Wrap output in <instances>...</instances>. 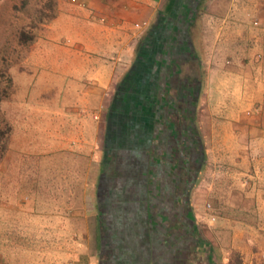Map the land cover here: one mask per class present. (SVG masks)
<instances>
[{
  "label": "crops",
  "instance_id": "0c3cea01",
  "mask_svg": "<svg viewBox=\"0 0 264 264\" xmlns=\"http://www.w3.org/2000/svg\"><path fill=\"white\" fill-rule=\"evenodd\" d=\"M160 2L86 0L70 5V27L53 34L52 50H46L53 58L49 72L76 89L79 99L49 116L58 121L54 150L67 160L61 168L44 172L38 188L32 177L24 180L21 169L11 190L12 169H6L0 201L32 207L30 215L19 218L27 222L24 228L38 224L28 250L14 240L17 234H6L13 264H100L104 234L119 242L113 247L116 261L108 264H236L230 256H247L246 261L264 254L259 180L264 175V0H213L212 51L203 58L197 88L190 83L197 75L183 69L175 75L173 68L161 66L169 63L168 49L135 84L137 96L122 101L117 88L112 95L111 80L123 72L110 63L124 59L127 48L135 47L134 58L139 55L140 25L151 20ZM183 93L186 102L165 99ZM71 120V131L65 132ZM76 152L92 155L91 164L99 170L94 193L84 192L78 203ZM33 189H42L46 199L17 195ZM206 203L213 209L207 212ZM39 206L51 209L34 216Z\"/></svg>",
  "mask_w": 264,
  "mask_h": 264
},
{
  "label": "rangeland",
  "instance_id": "374dc122",
  "mask_svg": "<svg viewBox=\"0 0 264 264\" xmlns=\"http://www.w3.org/2000/svg\"><path fill=\"white\" fill-rule=\"evenodd\" d=\"M85 2L86 0H0V177L2 178L0 194H5L4 191L7 187L6 169H12L9 173L10 183L12 184L10 190L12 187L17 188L18 185L14 181L18 180L19 175L16 173L21 169L24 180L26 181L27 176L32 177L36 180L35 188H38L39 183L44 182V172H54L67 161L66 159H60L64 152L54 150L53 133L57 132L56 124L58 121H50L49 116L68 106L74 107L79 98L77 92H75L76 89L65 86V80H56L53 74H50L49 68L53 66V58H50V54L46 50H49V48L52 50L50 46L52 45L53 34L56 35V32H58L59 36L60 33L70 27L71 22H67V11L70 10V5L72 7L73 5L81 6ZM212 4L213 0H207L205 3L204 13L199 22L198 41L194 51L190 50L184 32L177 31L182 44L175 42L171 44L176 46L177 52L176 56L174 54V58H178V61L175 60L178 64H185L186 58H199L203 70V58H210L213 42L212 35L208 30L211 26L209 18L212 17L211 14H216ZM158 6H156V9H158ZM73 14L77 15L76 9ZM157 21L155 13L146 25H140L142 28L139 37L142 36V39H144V42H142L143 47L148 42L145 35L155 27ZM176 26L178 29L181 27L180 25ZM138 47L135 50H138ZM146 47L147 45H145ZM167 49H170L169 46ZM133 50L127 48L124 51L126 52L124 53V59L120 58L118 64L110 63L111 67H116L115 70L120 68L123 72H120L117 77L114 76V80H111L112 95H115L114 91L117 88L119 90L116 94L117 98L120 97L122 101L125 98L129 100V98L137 96L138 92L134 88L135 84L139 82V79L144 81L143 79L147 74L145 71L147 72L148 68L151 70L155 62L158 66V60L153 64V59L162 58L164 54L163 51L158 50L150 58L145 54L139 56L135 51L136 56L134 58ZM50 53L52 55V52ZM217 57L214 54L212 58ZM228 57L230 56L226 55V58ZM140 59H142V62ZM163 65L166 66V63L161 64V66ZM139 67L143 68L140 72H137L136 70ZM65 112L67 111L65 110ZM24 116L25 120L27 119L26 121L23 120ZM71 118L76 122L75 117L71 116ZM74 122L71 120L69 125H64L63 130L65 132L71 131ZM11 141H15L16 147H14V150ZM92 159V155L88 154L86 156L83 152H76L73 155V167L77 174V184H75V194L78 196L75 202L77 203L81 201V195H85L84 192L94 193V178L97 180L99 173H96L99 170L91 164L90 160ZM69 161L67 166L70 165ZM14 168H17V170ZM13 173L16 175H12ZM85 177L88 185L86 186L87 190L83 191V185H86L83 180ZM24 185L28 186L25 182L22 186ZM41 190L18 191L17 195L20 197L25 192L31 199L35 195L40 201L46 199L41 195ZM17 198L12 199V202H16ZM22 205L21 203L18 207H7L5 202L0 201V264H13L5 243V236L8 231L12 237L13 234H17V237L14 236V240L16 239L17 243H25V250H28L27 243L30 242L29 237L32 236V227L38 225L37 222H31L28 223V227H23L27 222L22 221L19 216L22 214L30 215L29 210L33 208L26 207L27 205L22 207ZM208 205L210 204L206 203L204 206L207 212L213 209L211 205ZM21 207L24 208V211ZM49 209L51 208L39 206L35 209L36 214L34 216L42 215L41 213L46 214ZM43 210L45 212H42ZM7 217L10 218L11 222H5ZM199 224L203 228L207 226L205 222ZM21 232L22 236H20ZM84 250L86 249L84 248ZM86 257L84 255L82 259ZM230 257L236 264L248 263L249 261L252 264H264V254L249 256L246 261L247 256L232 255ZM81 263L87 264V260Z\"/></svg>",
  "mask_w": 264,
  "mask_h": 264
},
{
  "label": "trees",
  "instance_id": "16d2710c",
  "mask_svg": "<svg viewBox=\"0 0 264 264\" xmlns=\"http://www.w3.org/2000/svg\"><path fill=\"white\" fill-rule=\"evenodd\" d=\"M206 1L207 0H161L156 12V20L158 21L155 23V27L152 28V30L147 35H145V39H147L148 41L145 44L147 45V47L145 48V45L143 47L142 45L143 43L141 42L137 51L139 52V55L145 54L147 57L151 58V56L155 53L156 50L155 47H157L158 50L163 51V53L165 54L166 51H168L167 47L169 46L171 50L170 52L168 51L167 53L173 58H169L170 56L168 55L166 56L165 62L168 61L169 63H171L169 65L166 62L167 68L170 69L173 68L172 70L175 71L173 74L175 75L176 74L180 75L178 73L182 72L181 69H183L186 73L188 72L189 75L190 74H193L194 76L197 75V79H195L194 81L192 80L190 82L196 88L199 86V82H200L198 75L201 76V74H203L200 59L188 58L187 64H178L175 61V60L178 61V58H174V54L176 56L177 49L176 46L171 43L175 42L182 44L181 38L177 33V31H183L187 39V42H189L190 50L192 51L195 50V45L196 42L198 41L199 22L204 13ZM177 21L178 23L176 24ZM176 25H180L182 28L180 27L178 29ZM164 69L167 70L166 67ZM156 75H157V70L154 73L155 77ZM165 97H166L165 99L166 100L168 99L169 102L172 101L173 103L176 102L177 104L187 101V97L185 96V93L178 96L177 97L178 99H174V100L173 97L171 96L170 97L165 96ZM101 238L104 246L100 254L101 257L100 264H108L106 262L109 260L116 261L117 254L113 253V247L119 245L118 239H111L107 234H104L103 237ZM191 239L193 242V238ZM100 245H101V240H100Z\"/></svg>",
  "mask_w": 264,
  "mask_h": 264
},
{
  "label": "built area",
  "instance_id": "2783aa9c",
  "mask_svg": "<svg viewBox=\"0 0 264 264\" xmlns=\"http://www.w3.org/2000/svg\"><path fill=\"white\" fill-rule=\"evenodd\" d=\"M225 20H223V22H224ZM258 21H253L252 22V26L253 27H255V28H257L258 27ZM259 180H260V185L264 188V178H263V176H259ZM208 206H210V205H208ZM212 220H214V218H212Z\"/></svg>",
  "mask_w": 264,
  "mask_h": 264
}]
</instances>
